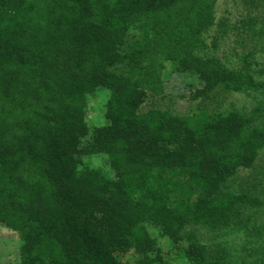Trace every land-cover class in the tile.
<instances>
[{"label":"trees","instance_id":"1","mask_svg":"<svg viewBox=\"0 0 264 264\" xmlns=\"http://www.w3.org/2000/svg\"><path fill=\"white\" fill-rule=\"evenodd\" d=\"M214 1L0 0V219L22 234V264H171L150 225L189 245L187 264H226L194 224L248 253L261 238L264 256V183L228 188L264 149V80L203 55ZM160 55L197 75L203 103L236 91L254 105L145 110ZM100 87L109 123L91 127L86 96ZM97 151L115 176L82 158Z\"/></svg>","mask_w":264,"mask_h":264},{"label":"rangeland","instance_id":"2","mask_svg":"<svg viewBox=\"0 0 264 264\" xmlns=\"http://www.w3.org/2000/svg\"><path fill=\"white\" fill-rule=\"evenodd\" d=\"M211 26L205 31L203 55L217 57L226 66L236 67L244 71L255 72L257 80H264V42L260 41L257 31L264 26V0H215L213 3ZM141 29L134 28L132 37L140 36ZM131 39V37H130ZM161 91L150 93L143 105L145 110L161 108L177 114H193L202 106L210 110H227L230 108L251 109L255 101L253 96L246 92L232 91L222 95L221 102L209 100L203 103L200 98H194L196 88L201 87L197 75L183 70L170 60H165L160 55ZM258 61L259 65H255ZM249 62V64L247 63ZM252 68V69H251ZM78 71V70H77ZM76 71V72H77ZM111 92L105 87H100L93 93L87 94L86 121L91 127L103 126L109 123L106 113L107 104ZM53 104V102H50ZM90 143L89 136L83 142V146ZM82 158L92 167L101 168L108 176H115L111 167L109 156L105 152H92L82 155ZM264 183V149L256 163L251 168H241L238 175L232 178L228 188L230 190H242L243 188H260ZM150 233L157 239V247L161 255L171 264H187L185 251L189 247L175 244V242L161 233L158 227L149 226ZM198 242L207 243L212 248H226V264H262L263 254L257 249L259 239L253 253L244 251L240 244L236 243V234H228L227 230H213L204 225H192ZM264 237V235H262ZM24 240L21 232L9 226L0 219V264H22L21 255ZM155 256V253H151ZM138 254L129 252L123 256L126 262H134ZM255 262V263H254ZM264 263V262H263ZM154 264H159L156 262Z\"/></svg>","mask_w":264,"mask_h":264}]
</instances>
